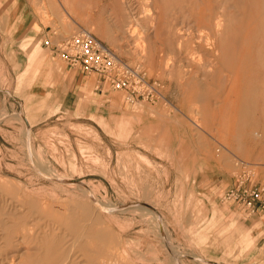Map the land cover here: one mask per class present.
I'll return each instance as SVG.
<instances>
[{
    "label": "rangeland",
    "instance_id": "1",
    "mask_svg": "<svg viewBox=\"0 0 264 264\" xmlns=\"http://www.w3.org/2000/svg\"><path fill=\"white\" fill-rule=\"evenodd\" d=\"M154 1L0 0V264H264L259 64L206 125L182 86L233 39L263 58L264 0ZM82 29L127 68L69 62Z\"/></svg>",
    "mask_w": 264,
    "mask_h": 264
},
{
    "label": "crops",
    "instance_id": "2",
    "mask_svg": "<svg viewBox=\"0 0 264 264\" xmlns=\"http://www.w3.org/2000/svg\"><path fill=\"white\" fill-rule=\"evenodd\" d=\"M244 41H246V39H241L240 41L233 39L229 41V43L226 42V46L222 45V48L220 47L221 52L215 54V56H217L213 58V62L212 60L205 61L204 63L198 62V68L203 69L202 75L195 76L199 70L191 69V73L186 80L187 82L184 84L182 83V86L190 93L189 96L187 95L188 100L190 99L189 102L200 103L198 106H202L201 110L208 116L206 117L207 120H205V125L207 124L209 115L212 117V109L210 107L223 105L219 104L218 101L221 99V95L226 89L227 94L223 99V103L227 102V96L230 95L231 92L241 93L243 90H247L248 86L243 84V77H239L243 75V66L245 69L255 68L259 64L258 69L262 71V78H259V73L256 74V77L258 78L260 87L262 89L264 88V55L262 59L255 61L256 56H254L253 49L250 50V47L248 44L244 43ZM263 148L264 145H262L259 150L263 151ZM256 149L257 147L253 145L250 150L255 152Z\"/></svg>",
    "mask_w": 264,
    "mask_h": 264
},
{
    "label": "built area",
    "instance_id": "3",
    "mask_svg": "<svg viewBox=\"0 0 264 264\" xmlns=\"http://www.w3.org/2000/svg\"><path fill=\"white\" fill-rule=\"evenodd\" d=\"M61 46L62 53L69 62L75 65L80 64L87 71H97L108 75L113 71H119L118 68H121L116 56L113 55L114 53L108 45L92 34H76ZM126 68L123 67L122 69ZM109 78L111 82H114L115 86L127 84V78L121 76V74L113 77L112 80L111 76ZM128 83H131L130 79ZM252 194L260 198L264 194V188L253 191Z\"/></svg>",
    "mask_w": 264,
    "mask_h": 264
},
{
    "label": "bare ground",
    "instance_id": "4",
    "mask_svg": "<svg viewBox=\"0 0 264 264\" xmlns=\"http://www.w3.org/2000/svg\"><path fill=\"white\" fill-rule=\"evenodd\" d=\"M153 1H154V0H153ZM157 1H158V0H157ZM159 1H160V0H159ZM159 1H158V2H159ZM163 1H164V0H163ZM163 1H162V2H163ZM154 2H155V1H154ZM160 2H161V1H160ZM155 3H156V2H155ZM164 3H165V1H164ZM164 3H163V4H164ZM181 3H182V2H181ZM157 4H158V3H157ZM178 4H179V3H178ZM153 5H154V3H153ZM153 5H152V6H153ZM161 5H162V3H161ZM173 5H174V4H173ZM179 5H180V4H179ZM163 6H164V5H163ZM182 6H184V5H182ZM157 7H160V6H157ZM168 7L171 8V11H173L172 9H173L174 7H173V8L170 7V6H168ZM155 8H156V7H155ZM169 8H168V10L170 11ZM175 8H177V7H175ZM181 8H182V7H181ZM157 9H158V8H157ZM164 9H165V8H164ZM178 9H180V8L178 7L176 10H178ZM152 10H153V8H152ZM166 10H167V7H166ZM180 10L182 11V9H180ZM183 10H184V9H183ZM160 11H161V9H160ZM169 11H168V12H169ZM164 12L168 13V12L165 11V10H164ZM170 13H171V12H170ZM151 14H152V13H151ZM160 15H162V14H160ZM150 16H151V15H150ZM164 16H165V14H164ZM170 16H171V15H169V17H170ZM221 16H222V15H221ZM165 17H166V16H165ZM184 17H185V16H184ZM219 17H220V14H219ZM153 18H154V17H153ZM155 18H156V17H155ZM208 18H209V16H208ZM220 18H221V17H220ZM164 19H165V18H164ZM170 19H171V18H170ZM157 20H158V19H157ZM182 20H183V19H182ZM182 20H181V21H182ZM207 20H209V19H207ZM216 20H217V19H216ZM168 21H169V19H168ZM219 21H220V19H219ZM179 22H180V21H179ZM216 22H217V21H216ZM216 22H215V23H216ZM220 22H221V21H220ZM138 23H139V22H138ZM168 23H169V22H167V24H168ZM180 23H183V22H180ZM217 23H218V22H217ZM217 23H216V24H217ZM139 24H141V23H139ZM221 24H222V23H221ZM221 24H220V25H221ZM172 25H173V24H172ZM172 25H171V27H172ZM182 25H183V24H182ZM168 26H169V24H168ZM184 26H185V24H184ZM216 27H217V26H216ZM216 30H217V29H216ZM216 30H215V33H214V34H216ZM183 32H184V31H183ZM218 32H219V31H218ZM80 33H84V34H92L91 32L86 31L85 29H82L81 31H79V32L76 33V34H80ZM76 34H74V35H76ZM181 34H182V33H181ZM181 34H180V35H181ZM219 34H220V33H219ZM74 35H72V36H74ZM92 35H94V34H92ZM72 36H71V37H72ZM94 36H95V35H94ZM215 36H216V35H215ZM215 36L213 35V37H215ZM71 37H69V38H71ZM95 37H96V36H95ZM69 38L65 39L64 43H65ZM97 38H98V37H97ZM215 38H216V37H215ZM98 39H99V38H98ZM184 39H185V38H184ZM183 41H185V40H183ZM181 42H182V41H181ZM64 43H62V45H63ZM246 44H247V43H246ZM60 49H61V51H62V46H61ZM213 52H214V51H213ZM113 53H114V52H113ZM113 55H116V54L114 53ZM216 56H217V55H216ZM216 56H215V57H216ZM218 57H220V56H218ZM216 59H217V58H216ZM221 59H222V58H221ZM214 60H215V59H214ZM222 60H223V59H222ZM212 62H213V60H212ZM203 63H204V62H203ZM119 64H120L121 68H123V67H127V66H128V65H126V64L121 63L120 61H119ZM117 68H118V67H117ZM121 68H118V70L121 71ZM2 112H3V111H2ZM257 132H258V131H257ZM24 133H25V132H24ZM252 133H253V132H252ZM236 134H237V133H236ZM238 134H239V133H238ZM236 137H237V136H236ZM252 143H253V142H252ZM263 149H264V148H263ZM263 149H262V150H263ZM263 152H264V151H263ZM44 162H45V161H44ZM43 167L46 169L45 172L47 173V175H48V174H50L51 176H55V175H56V174L52 171V169L49 167V165L46 164V162H45V164L43 165ZM53 170H54V168H53ZM51 176H50V177H51ZM52 178H53V177H52ZM65 179H66V178H65ZM57 180H58V179H57ZM70 183H71V182H70ZM74 183H75V182H74ZM80 183H81V182H80ZM84 184H85V183H84ZM86 186H87V185H86ZM80 189H81V188H80ZM86 189H87V188H86ZM71 190H73V189H71ZM87 190H88V189H87ZM90 190H91V189H90ZM88 193H89V190H88ZM91 193H93L92 190H91ZM89 196H90V195H89ZM93 196H94V195H93ZM94 197H95V196H94ZM91 199H92V198H91ZM93 202H96V201L93 200ZM101 202H102V201H101ZM105 202H106V201H105ZM107 203H108V202H107ZM107 203H104V202H103V204H102V203H98V202H96L95 204H96L97 206L101 207V209H102L103 205H105V206H107V207H108V206H111V204H107ZM151 206H152V205H151ZM133 208H134V207H133ZM126 210H127V209H126ZM150 213H151V212H150ZM150 213H149V214H150ZM151 214H153V213H151ZM159 228H160V230H161V232H162V235L164 236V232L162 231L163 228H162V226H161V222L159 223Z\"/></svg>",
    "mask_w": 264,
    "mask_h": 264
}]
</instances>
